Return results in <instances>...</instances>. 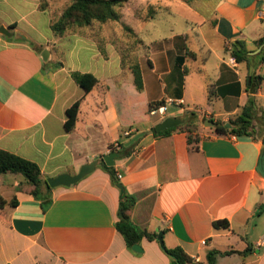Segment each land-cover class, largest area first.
Segmentation results:
<instances>
[{
    "label": "crops",
    "instance_id": "0c3cea01",
    "mask_svg": "<svg viewBox=\"0 0 264 264\" xmlns=\"http://www.w3.org/2000/svg\"><path fill=\"white\" fill-rule=\"evenodd\" d=\"M131 1L137 2L129 0L127 9ZM181 1L199 14L198 22H187L183 32L159 40L151 38L157 26L148 28L156 16L143 26L132 12L142 26L138 28L126 19L127 9L122 11L121 20L142 40V91L135 85L132 65L105 27L66 36L53 33L52 21L64 11L55 1L49 0L43 11L40 0H31L28 14L0 18V27L16 25L11 37L0 32V149L37 163L44 180L76 175L98 159L96 169L79 183L43 188L51 199L46 210L23 176L0 175V197L7 202L0 207V264H171L158 239L144 238L139 244L143 253H136L116 229L121 194L101 160L135 133L145 135L114 166L125 192L137 199L129 212L133 224L163 232L167 248L181 247L199 263L206 264L212 250L252 247L248 256H219L216 264H264L262 139L199 129L195 148L185 132L154 137L151 130L162 121L149 115L151 104L173 100L177 106L172 115L194 111L215 123L234 119L249 99L246 83L250 67H255L238 64L226 49L237 40L254 54L262 49L264 0H205L214 6L207 16L195 8V0ZM21 25L37 37L44 25L51 35L38 40ZM70 38L83 40L85 68L78 63L80 50L60 48ZM44 49L51 52L48 66L41 58ZM68 54L77 58L73 65L67 63ZM58 63L63 66L56 67ZM256 71L264 78V63ZM74 72L93 74L99 83L86 93L72 78ZM236 83L239 96L226 91L209 99L210 85ZM255 99L264 110V81ZM79 100L77 124L68 131L67 110ZM14 198L16 206L10 205ZM219 220H228L230 228L215 229Z\"/></svg>",
    "mask_w": 264,
    "mask_h": 264
},
{
    "label": "trees",
    "instance_id": "16d2710c",
    "mask_svg": "<svg viewBox=\"0 0 264 264\" xmlns=\"http://www.w3.org/2000/svg\"><path fill=\"white\" fill-rule=\"evenodd\" d=\"M40 9L46 11L49 8V0H40ZM188 4H191L192 0H185ZM128 0H71L70 4L63 11L62 15L58 18L53 19L51 29L56 36H64L69 33L72 28H90L95 23L105 24L107 22H119L121 20L120 9L125 6ZM16 25L10 26V29H15ZM258 47L262 49L257 54H251L255 51H250L247 48L246 42L237 40L231 43L230 47L227 48V52L230 53L231 57L235 59L238 64L247 63L255 67L252 73L251 83L248 80L246 83V91L249 94L247 103L242 107L241 112L234 118L230 119L228 123L230 127L227 128L223 122H217L218 126L214 129L217 134L226 136H249L253 139H262L264 143V110L258 107L255 95L258 93L264 78L259 75L256 71V67L264 63V36L259 40ZM180 61L183 58H179ZM48 66V64H45ZM62 63H58L56 67H62ZM131 70L134 74L135 85L142 91L143 89V78L141 68L138 63L131 66ZM72 78L86 93L91 92L99 83L96 76L90 73L74 72ZM235 89V90H234ZM227 92L234 91V94L239 96L240 84H232L226 88H217L215 85L209 86V99L213 96L224 95ZM81 100L77 101L72 107L67 110L68 119L66 121V129L68 131L74 130L79 116L81 107ZM164 104V101L156 102L151 104L150 107ZM182 118V124L163 132H153L154 137L162 138L173 134L174 132L180 131L188 134L189 144H194L195 148L199 142V137L194 136V125L198 119V115L194 111L185 112ZM207 121V120H206ZM210 121H213L210 119ZM214 122V121H213ZM133 134L129 137L136 136ZM141 139L126 147L125 143H119L117 148H113L117 152L121 153L122 157L130 156L137 144ZM102 168L111 176L112 183L116 186L120 183L117 177V171L115 167H108L104 160H101ZM15 174L23 176L29 185L33 186L34 189L32 194L34 197L43 200L44 209L46 210L50 205V197L48 194L43 193V188L47 191H51L52 188L48 185L47 180L42 178V172L39 165L35 162L22 158L18 155L10 153L8 151L0 149V175L3 174ZM137 199L125 192L123 199L120 202L119 207V220L116 223V229L124 237L126 244L130 250L133 246L141 244L144 238L150 241H157L158 234L150 233L140 229L131 221L129 212L135 207ZM7 202L0 197V207H3ZM10 205L16 206L17 200L14 198ZM264 211V207L262 208ZM213 226L217 230H227L230 228L228 220H219L213 223ZM161 246V245H160ZM162 251L172 260L178 264H204L199 263L189 256L181 247L169 249L166 245L161 246ZM253 252L252 247H248L242 252L230 250L221 252L218 250H212L207 254L206 264H216L219 256H228L234 253L248 256Z\"/></svg>",
    "mask_w": 264,
    "mask_h": 264
},
{
    "label": "rangeland",
    "instance_id": "374dc122",
    "mask_svg": "<svg viewBox=\"0 0 264 264\" xmlns=\"http://www.w3.org/2000/svg\"><path fill=\"white\" fill-rule=\"evenodd\" d=\"M55 1V4H57V7L59 8V11L65 10L67 6L70 4L71 0H52ZM140 1L137 0V2L133 3L130 2V9H127L128 2L125 4L123 8L120 9L121 16L122 11H124L125 15H127L126 19L130 18V25L133 27H142L146 26V23L156 16V19L151 21V23L148 24V28H153V24H155L157 27L153 31V35L151 38H154L156 40L162 39L163 37H169L171 34L174 33H181L185 30L187 27V22L197 23L199 19V14H196L193 10L188 9L186 6H181V3H183L181 0H147L142 2V4H139ZM195 8H198L201 10L206 16L207 14H211V12L214 11V6L212 3H208L205 0H195ZM31 0H0V18H10L21 15L28 14V11L30 9ZM50 2H48L49 5ZM50 6V5H49ZM194 8V9H195ZM136 9V10H135ZM56 12V11H55ZM54 12V13H55ZM132 12H135L137 19L141 21L138 22L136 18L132 19ZM53 13V14H54ZM56 14V13H55ZM122 19V17H121ZM102 26L105 27L106 33L109 35L110 41H114L117 44H119L120 48L122 49V52L124 53V57L126 58V63L129 65H133L135 63H138L139 57L142 53L141 50V43L142 40L139 38V36L132 30L131 26H126L123 20H120L119 22H107L104 25L95 23L91 27L95 26ZM100 26V27H101ZM21 28L29 34V36L36 38L38 40H43L44 38H48L51 35L50 30L45 27L44 25L41 27V37H37L36 35H33L32 32L28 31L25 26L21 25ZM9 29V28H8ZM90 28H72L69 33L73 32H84L88 31ZM12 29H10L11 31ZM12 32V31H11ZM69 33L65 34L68 35ZM3 35V33H1ZM107 37V36H106ZM51 48V47H50ZM60 48L62 50H66L70 52V50L73 52V48L75 50L79 51L80 59L78 60L81 65V68H85L84 66L87 65V62L84 59V42L82 39H74L70 38L68 42L65 45H60ZM195 48V47H194ZM57 50V49H56ZM140 51V52H139ZM71 52V54H73ZM58 54H61L60 50H58ZM144 54V52L142 53ZM72 56V55H71ZM68 56L66 57L67 63L69 65H73L77 60L76 57ZM51 59L49 60V62ZM49 62L47 64H49ZM191 65L189 66V69H191ZM195 79L199 80L200 76H194ZM264 109V108H263ZM175 109H172L170 112H174ZM183 115V114H182ZM179 116V118L182 117ZM177 115H171L169 117H174ZM159 117H154L153 120H157ZM182 119V118H181ZM212 119V118H211ZM207 120H210L207 119ZM206 118H198L195 125H194V131H198L199 129L202 130H212L214 131V127L206 126L205 125ZM214 121V120H213ZM212 121V122H213ZM5 178V177H3Z\"/></svg>",
    "mask_w": 264,
    "mask_h": 264
},
{
    "label": "water",
    "instance_id": "95a60500",
    "mask_svg": "<svg viewBox=\"0 0 264 264\" xmlns=\"http://www.w3.org/2000/svg\"><path fill=\"white\" fill-rule=\"evenodd\" d=\"M0 32L3 33V35L11 37L13 36V33L8 29V27L1 26L0 27ZM254 54V53H251ZM41 58L44 63H48L49 60L51 59V52L49 49H44L43 52L41 53ZM254 68L250 67V76L248 77V82L249 84L251 83L252 79V73H253ZM182 124V119L179 118V116H174V117H168L162 122L158 123L157 125L154 126V128L151 130L152 132L156 131L157 133L163 132L167 129L179 126ZM206 126H211L216 128L218 126L217 123L212 122L210 120H207L205 123ZM226 127L229 128L230 124L227 123ZM145 135V133H139L138 135L134 136L131 138L128 142L125 143V146L128 147L134 142H136L138 139L142 138ZM121 157L120 152L112 151L107 155L103 156V160L105 161L106 165L108 167H114L115 166V160L117 158ZM98 164V159H96L93 163L87 164L82 167L80 172L76 175H69V174H63L58 176L57 178L54 179H48L47 183L51 188H56L60 186L64 187H71L77 183H79L82 179H84L87 175L91 174L95 169ZM117 188L120 190L121 194V200L123 199V196L125 194V188L122 183H119L117 185ZM163 232H160L158 235V241L161 246L165 245ZM133 251L136 253H143L142 247L138 244L133 246ZM171 264H178L177 262L173 261Z\"/></svg>",
    "mask_w": 264,
    "mask_h": 264
},
{
    "label": "built area",
    "instance_id": "2783aa9c",
    "mask_svg": "<svg viewBox=\"0 0 264 264\" xmlns=\"http://www.w3.org/2000/svg\"><path fill=\"white\" fill-rule=\"evenodd\" d=\"M175 102L173 100H168L162 105H157L149 109V115L151 117H159L161 121L165 120L168 116L172 115L170 112L172 109L176 108ZM122 178L121 175H118V179Z\"/></svg>",
    "mask_w": 264,
    "mask_h": 264
}]
</instances>
